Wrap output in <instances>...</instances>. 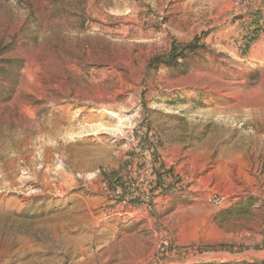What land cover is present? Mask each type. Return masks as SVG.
<instances>
[{
  "label": "rangeland",
  "instance_id": "1",
  "mask_svg": "<svg viewBox=\"0 0 264 264\" xmlns=\"http://www.w3.org/2000/svg\"><path fill=\"white\" fill-rule=\"evenodd\" d=\"M0 264H264V0H0Z\"/></svg>",
  "mask_w": 264,
  "mask_h": 264
},
{
  "label": "trees",
  "instance_id": "2",
  "mask_svg": "<svg viewBox=\"0 0 264 264\" xmlns=\"http://www.w3.org/2000/svg\"><path fill=\"white\" fill-rule=\"evenodd\" d=\"M188 48L190 50V52H194L197 49V43L195 41L189 43ZM186 56V54L184 52H180L178 53V55H175V58L172 57V60H178L179 58H184Z\"/></svg>",
  "mask_w": 264,
  "mask_h": 264
},
{
  "label": "bare ground",
  "instance_id": "3",
  "mask_svg": "<svg viewBox=\"0 0 264 264\" xmlns=\"http://www.w3.org/2000/svg\"><path fill=\"white\" fill-rule=\"evenodd\" d=\"M212 1V0H211ZM215 1H219V0H215Z\"/></svg>",
  "mask_w": 264,
  "mask_h": 264
}]
</instances>
